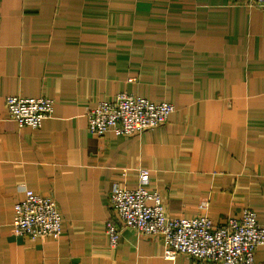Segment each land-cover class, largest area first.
Returning <instances> with one entry per match:
<instances>
[{"label": "crops", "instance_id": "1", "mask_svg": "<svg viewBox=\"0 0 264 264\" xmlns=\"http://www.w3.org/2000/svg\"><path fill=\"white\" fill-rule=\"evenodd\" d=\"M121 92L174 110L140 134H88V111ZM8 96L50 98L53 112L38 129L19 127ZM140 170L167 217H194L206 201L215 226L250 209L264 227V8L0 0V264H195L164 259L160 237L125 228L110 207L111 186L137 188ZM22 187L52 194L60 236L11 232ZM107 222L120 230L114 247ZM254 259L264 264V246Z\"/></svg>", "mask_w": 264, "mask_h": 264}, {"label": "built area", "instance_id": "2", "mask_svg": "<svg viewBox=\"0 0 264 264\" xmlns=\"http://www.w3.org/2000/svg\"><path fill=\"white\" fill-rule=\"evenodd\" d=\"M264 8V0H251ZM133 81V79H130ZM7 111L19 127L38 129L53 112L54 102L47 97L21 98L8 96ZM174 107L168 102L154 103L129 92H121L113 101H101L88 111V134L102 136H132L166 124ZM148 171H139V186L135 189L111 186L109 205L125 228L149 238L160 237L163 257L174 260L188 256L195 264H256L254 252L264 246V227L253 210L244 209L239 217H229L224 224L213 225L208 216V202H201L202 213L191 218H170L157 192L144 188ZM24 198L14 206L11 232L32 239L62 234V216L52 196H41L22 187ZM111 247L117 245L120 230L106 223Z\"/></svg>", "mask_w": 264, "mask_h": 264}, {"label": "trees", "instance_id": "3", "mask_svg": "<svg viewBox=\"0 0 264 264\" xmlns=\"http://www.w3.org/2000/svg\"><path fill=\"white\" fill-rule=\"evenodd\" d=\"M130 93V92H129Z\"/></svg>", "mask_w": 264, "mask_h": 264}]
</instances>
